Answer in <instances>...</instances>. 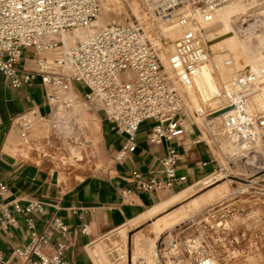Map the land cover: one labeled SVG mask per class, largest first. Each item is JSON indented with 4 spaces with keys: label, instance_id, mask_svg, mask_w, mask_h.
I'll return each mask as SVG.
<instances>
[{
    "label": "built area",
    "instance_id": "1",
    "mask_svg": "<svg viewBox=\"0 0 264 264\" xmlns=\"http://www.w3.org/2000/svg\"><path fill=\"white\" fill-rule=\"evenodd\" d=\"M146 1L147 18L150 26L157 27L159 43L165 42L160 25L179 28L172 41L169 60L181 83L189 78L205 56L199 36L201 25L213 20L222 8L239 0ZM99 8L98 0H0V75L15 88L38 78L48 105L70 91L72 83H82L87 88L84 94L87 104L101 109L116 130L127 136L123 150L131 149L139 125L146 120L153 122L148 133L150 143L160 144L179 137L184 130V100L164 71L160 46L154 45L141 21L110 24L84 39L67 42L66 37L76 28L89 26L94 21ZM25 49H31L34 54V68L20 75L15 65ZM245 97L246 92L241 90L235 105L236 124L225 128L238 132L237 138L233 139L237 146L249 141L254 143L250 146L257 144L258 128L264 127L263 116L251 119L248 115ZM19 116L26 117V127L39 118L35 108ZM21 136H24L22 132ZM178 156V151L169 146L159 167L150 171L148 180H142L134 171L137 189L150 191L171 186L175 181ZM215 181L212 179L207 185ZM4 188L0 185V191ZM42 206L40 201H30L23 207L14 203V209L26 215L27 226L32 232L26 244L14 249L22 262L6 261L7 264H66L61 258L63 245L50 256L40 252L53 230H64L60 220L53 218L43 234L35 233L34 216ZM15 222L9 208L0 204V235ZM173 255L179 257L180 254L176 251ZM162 258L158 255L155 264H166ZM209 258L201 255L192 264H208ZM170 262L180 264L174 257Z\"/></svg>",
    "mask_w": 264,
    "mask_h": 264
},
{
    "label": "crops",
    "instance_id": "2",
    "mask_svg": "<svg viewBox=\"0 0 264 264\" xmlns=\"http://www.w3.org/2000/svg\"><path fill=\"white\" fill-rule=\"evenodd\" d=\"M15 68L20 75L34 68L31 49L23 51ZM71 90L82 98L87 88L74 82ZM48 106L38 78L15 88L0 75V185L5 186L0 191V204L9 208L16 221L1 232L0 264L22 262L14 249L26 244L32 232L26 215L16 211L14 203L22 207L30 201L43 204L34 216V231L38 235L47 230V223L53 218L62 223L64 230H53L49 241L40 247L43 255H53L63 245L61 258L66 264H98L96 246L106 236L123 227L129 228L127 234L138 229L134 235L148 222L163 223L178 212L183 206L170 208L183 199L190 197L187 204L203 200L204 193L193 195L202 188H194L209 181L207 176L214 172L216 163L198 127L185 124L179 137L152 144L148 133L153 122L146 120L139 125L131 149L123 150L127 136L116 130L101 109L95 108L86 120L90 134V140L83 142L86 162L78 167L60 166L52 156L43 153V127L32 129L25 140L14 123L30 108L48 116ZM34 145L41 151L39 155L32 152ZM169 146L179 155L174 183L150 191L137 189L133 172L148 180ZM174 218L171 216L168 222ZM177 224L174 221L172 226Z\"/></svg>",
    "mask_w": 264,
    "mask_h": 264
},
{
    "label": "rangeland",
    "instance_id": "3",
    "mask_svg": "<svg viewBox=\"0 0 264 264\" xmlns=\"http://www.w3.org/2000/svg\"><path fill=\"white\" fill-rule=\"evenodd\" d=\"M98 1L100 8L97 19L99 18L105 25L139 20L144 24L154 45L160 46L159 56L164 71L173 82L175 80L174 84L184 99L183 125L190 123L194 128L200 129L203 140L205 139L214 154L216 163L214 174L207 178L209 181L212 179L216 181L207 185L208 181L194 188L197 190L202 188L193 195L204 193L203 200L187 204L190 198L187 197L172 206L170 209L183 206L171 215L175 217L174 220L168 222V218L171 217L168 216L163 223L148 222L134 235L138 229L127 234L129 228L123 227L106 236L100 242L101 245L96 246L97 263L133 264L131 255L140 257L157 251L158 255L163 256L162 260L166 264H174L170 262L171 257L179 260L180 264H192L201 255L211 257L214 264H264V137L258 129L257 144L250 146L254 143L249 141L241 144L244 145L241 147L233 141L238 136L237 131L232 134H220L221 126L216 130L215 128L209 130L210 121L228 111L232 103V100L228 99L231 95L227 87L229 78L249 67L256 68L262 82L258 87H251L254 91L248 94L252 115H258L264 108V105L259 104L254 98L257 93L264 90V14L262 15L264 0H239L235 2V6L222 8L220 11L225 10L226 15L211 28L217 27L212 30L209 28L204 34L206 36L214 32V38L204 45L218 83L216 92L219 91L222 96L221 103L216 105L214 102V105L211 104L212 99L202 101L190 80H182L180 83L177 77H174L175 72L169 60L174 36L167 34L164 26L160 25L165 42L162 44L158 42L160 36L156 33L157 27L149 24L148 9L136 0ZM259 12L261 15L258 14L257 18L255 14ZM246 15L254 16L252 22H249L250 25L245 24V20H249ZM255 19L256 22L253 21ZM233 22L240 24L236 25L237 29ZM92 27L93 24L87 30ZM69 37L72 35L68 36V41ZM235 86L237 92L246 89V82L242 76L236 78ZM75 89L82 90L79 87ZM79 100L84 108L83 118L87 120L95 108L89 106L84 97ZM49 137L51 141L47 143L45 149L49 158L51 155H58L66 160L65 165L74 167L86 162L83 142L90 140L87 131L85 139L81 138L77 142L69 139L70 144L62 143L54 132ZM80 140L83 142L80 143ZM70 146L79 148L81 155L72 158ZM32 147V152L39 155L41 151L35 145ZM174 221L178 224L173 227ZM116 234L119 237H116ZM198 239H203L201 246L196 244ZM171 249L173 251H170ZM176 251L180 254L179 257L173 255ZM115 254L121 258L120 261L115 260ZM151 264H155L154 261Z\"/></svg>",
    "mask_w": 264,
    "mask_h": 264
},
{
    "label": "bare ground",
    "instance_id": "4",
    "mask_svg": "<svg viewBox=\"0 0 264 264\" xmlns=\"http://www.w3.org/2000/svg\"><path fill=\"white\" fill-rule=\"evenodd\" d=\"M136 1H138L146 9H148V4H147L146 0H136ZM236 4L238 5V3H236ZM232 5L235 6V3ZM232 5L230 7H232ZM148 11H149V9H148ZM226 13L227 12H225V10H222V12L218 11L217 15L215 16V18L213 20L201 25V28L199 30V36H200L201 43H202L204 48H205L204 44L209 43L214 38V32L209 33L206 36H204L205 32L212 30L215 27H217V26H215V27L211 28L212 26H214L215 24H217L220 21V18L222 20L223 19L222 17L224 15H226ZM258 14H260V12L255 14L258 16L257 18H259ZM263 14L264 13L262 11V15ZM249 15H251V14H249ZM97 17H98V15H97ZM97 17L94 19V21L89 26L76 28L74 30V32L72 34H70V35H72V37H69V41H68V36L66 37L67 42H73L77 38L78 39H84V38L96 33L97 31L101 30L105 26L110 25V24L105 25L99 18L97 19ZM246 17H247V15H246ZM248 18L251 21L245 20L246 21L245 24H249V22H252V19L254 18V16H249V17H247V19ZM253 21L256 22V19ZM238 22H240V21H238ZM92 24H93V27L90 28L89 30H87V28L92 26ZM111 24H114V23H111ZM233 24H234V22H233ZM234 25L236 26L237 24L235 23ZM239 25H237V26H239ZM253 25H254V23H253ZM163 26H164V29L167 32V34L173 35L174 38L179 33V28H176L174 26H166V25H163ZM237 26H236V29H237ZM242 27H241V29H242ZM209 28H211V29H209ZM253 29H255V28H253ZM242 30H243L242 32H244V29H242ZM245 32H246V30H245ZM206 48H207V46H206ZM205 51H206V53L204 54L205 56H203L201 58V61L196 65L192 74H190L188 80H190L195 85L196 90H197L202 101L206 102V101H211V99H212L211 104H213V102H214V104L216 105V104L221 103L222 96H221L219 91L216 92L218 89V83L216 81V78L214 76V72H213L211 64H210L209 53L207 52L206 49H205ZM176 75L177 74L174 73V77H177ZM241 76H242V78H244V80L246 82V89H244L242 91L246 92L244 107L246 108L248 115L251 117V119H254V117H257L259 115L264 117V108H262L263 110L261 113H259L256 116H253L251 109H250V106H249L248 94H250L252 91H254V90H251V87L255 88V87H258L260 84H262V82L259 79L256 68L253 69V67H249V68L244 69V70H242L236 74L231 75V77L229 78V80L227 82V87H228V90L230 91V94H231L230 97H228L229 100H232V103L230 105L231 108L229 107L228 111L222 113L218 117L213 118L210 121L209 130H212L213 128H215V130H216V128H219L218 126H221L223 130L219 129L220 134H230V133L232 134L235 132L234 129L232 130V128H230L231 130L229 128H227V131L225 128L227 127V125L228 126H231V125L235 126V124H236L235 105L237 103L240 92H237V88H236L235 84H236V78H239ZM174 82H175V80H174ZM254 98L256 99V101L259 104H261L263 106L264 105V90L257 93L254 96ZM48 107H49L48 108L49 109V115L45 116L39 111L38 112L39 118L36 120H33L28 127H26L24 125V120L26 118L25 116H18L15 119L14 123H15V125H17L21 129V132L23 133L25 140L27 139L28 133L32 129H34L36 127H43L45 129L44 133L46 136L43 153L46 154L45 153L46 152V150H45L46 145H47V143H49V141H51L49 136L53 132L57 136H59L60 140L64 144H66V143L70 144L68 141L69 139H72L74 142L75 141L77 142L81 138H84V139L86 138L85 133L87 130V126H86L87 122L83 118V109L84 108H83L82 102L79 100V97H78V95H76L75 92L70 90V91L60 95L58 97V99L53 101L52 105H49ZM78 115H80V117H78ZM182 124H183V121H182ZM259 131H260V134L264 137V127L259 129ZM81 142H83V141L80 140V143ZM70 147H71L70 148L71 149L70 154H71L72 158H75L76 155L77 156L81 155V150L79 148H76L75 146H70ZM77 147H79V146H77ZM51 156H52V159L55 160L60 166L61 165L63 166L66 164V160H64V158H61L58 155H56V156L51 155ZM115 236L119 237L117 234ZM115 236H114V238H115ZM202 240L203 239L196 240V244L197 245L199 244V246H201ZM170 251H173V249H171ZM157 257H158V254H157V251H155L154 253H146L140 257H134L133 255H131V261L133 262V264H151L153 261H154V263H156ZM115 260L120 261L121 258L117 254H115ZM208 264H214L211 261V257L209 258Z\"/></svg>",
    "mask_w": 264,
    "mask_h": 264
}]
</instances>
